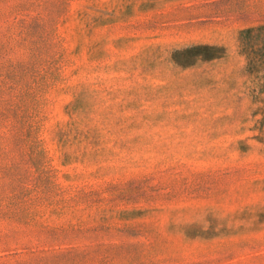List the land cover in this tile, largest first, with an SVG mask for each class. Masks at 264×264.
<instances>
[{"label": "rangeland", "instance_id": "1", "mask_svg": "<svg viewBox=\"0 0 264 264\" xmlns=\"http://www.w3.org/2000/svg\"><path fill=\"white\" fill-rule=\"evenodd\" d=\"M0 264H264V0H0Z\"/></svg>", "mask_w": 264, "mask_h": 264}]
</instances>
